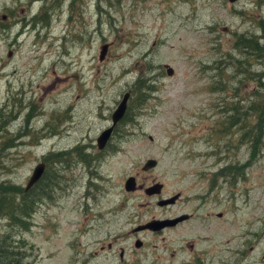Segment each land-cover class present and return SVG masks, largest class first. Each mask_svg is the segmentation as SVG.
I'll return each instance as SVG.
<instances>
[{
    "label": "rangeland",
    "instance_id": "obj_1",
    "mask_svg": "<svg viewBox=\"0 0 264 264\" xmlns=\"http://www.w3.org/2000/svg\"><path fill=\"white\" fill-rule=\"evenodd\" d=\"M40 163L52 185L29 218L0 215V264H264V0H0V194ZM219 169L234 192L219 182L212 217L132 233L182 208L130 177L191 199Z\"/></svg>",
    "mask_w": 264,
    "mask_h": 264
},
{
    "label": "flooded vegetation",
    "instance_id": "obj_2",
    "mask_svg": "<svg viewBox=\"0 0 264 264\" xmlns=\"http://www.w3.org/2000/svg\"><path fill=\"white\" fill-rule=\"evenodd\" d=\"M128 105H129V103H128ZM117 126L114 129V133H113L112 139L114 138L115 133L117 131ZM112 139H111V141H112ZM227 175L229 177H227ZM201 176L205 180V182L209 184L208 192H206L204 194L202 191L201 192L199 191L195 196H191L192 197L191 199L189 197L184 196L183 193H179V194H176V195L169 196L167 198H160V199H159V196H162V194H159V195H148L147 192H146L147 189L155 186L157 183L153 184L152 186H150L148 188H145L143 185H138L137 179L135 178L137 187H136V190L133 191V192H136L138 190H144L145 193L148 196H151V197L152 196H156V197H158V200H159L158 203L161 200H164V199L165 200H170V201H171V199H175L174 202L169 203L168 205L162 207L163 209L173 208V207L177 206L179 203H180L181 208H182V212L179 213V214H175V215H172V216L164 218V219L153 218L150 221H147V222H145V223H143V224H141L139 226L146 225L147 223H149L151 221H154V220H169V221H171V220H176L178 218H183V220L178 222L176 225L166 228V229H172V228H175L177 226H182V225L190 226V224L192 222H195L197 219H199L201 217H204V218H207V219L212 217L213 214H211L209 210L206 211V213L204 215H201V211H204V209H207L209 207L215 208V206L220 204V201H219V197L220 196H219L218 192L216 191V188H219V181H224L228 185V187L230 188L229 191L230 192L231 191L234 192V190H233L234 189V185H235L234 184V179L229 175V172H226L225 170H221V169H219L218 172L216 171V172L200 174V178H201ZM216 181H217V183H216ZM164 189H165V187L163 186L162 189H161V193L164 191ZM193 199L200 201L197 204V206H195V207L191 206V203L193 202ZM188 205H189V207L187 208ZM217 217L223 218V214H218ZM147 231H149V230H145V231H142V232H147ZM149 232H152V231H149ZM132 233H140V232H135L134 230H132ZM153 233H158V232H153ZM139 240L140 239H137L136 242L139 241ZM112 246H113L112 243H110L109 244V249H111ZM190 248L194 249V245H191ZM237 254L241 256V259L237 263H232V264H246L245 261L242 260V259H246V257H247L246 250L245 249H238L237 250ZM124 255H125V249L122 248V249H120V258L122 260L124 258Z\"/></svg>",
    "mask_w": 264,
    "mask_h": 264
},
{
    "label": "water",
    "instance_id": "obj_3",
    "mask_svg": "<svg viewBox=\"0 0 264 264\" xmlns=\"http://www.w3.org/2000/svg\"><path fill=\"white\" fill-rule=\"evenodd\" d=\"M227 1L231 4H234V3L239 2L240 0H227ZM108 49H109L108 45L102 47V52L100 55L101 60L105 59V56L108 53ZM167 68H168V74L172 75L173 74L172 68H170L169 66H167ZM130 97H131V94L129 92L124 95L121 103L117 107L116 111L113 113V116H112L113 124H112V126L110 128H108L107 130H105L104 132H102V134L98 137L97 144H98V148L100 150H103L106 148L108 142L110 141V139L112 137V134L114 132L115 127L124 118L126 111H127V108H128V102H129ZM157 165H158L157 160L149 159V160H147V162L143 166V170L149 171L151 169H154ZM45 171H46V164L45 163H40L35 167V169L32 173V176L30 177L28 184L26 186V189H25L26 192H28L31 188H33L42 179ZM136 187H137V184H136V180L134 177H130L125 183V189L127 191H135ZM162 187H163V185L156 184L155 186L147 189L146 192L148 195H159V194H161ZM174 201H175V199H171V201L164 199V200H161L158 203V205L161 207H164V206H166L169 203H172ZM182 220H183V218H178L176 220H171V221H169V220H154V221L147 223L146 225L137 227L134 231L139 232V231H144V230H150L153 232H159V231H162L163 229H166L167 227L176 225L178 222H180ZM142 245H143V242L141 240L137 241L135 244L136 248H141Z\"/></svg>",
    "mask_w": 264,
    "mask_h": 264
},
{
    "label": "trees",
    "instance_id": "obj_4",
    "mask_svg": "<svg viewBox=\"0 0 264 264\" xmlns=\"http://www.w3.org/2000/svg\"><path fill=\"white\" fill-rule=\"evenodd\" d=\"M249 39L243 38L242 42L243 45L247 44ZM259 48V46H256V49ZM55 157H59V155H56ZM226 171V170H225ZM227 171L230 173L232 172V169H227ZM46 176L44 175L42 180H40L33 188H31L28 192H23L22 196L20 197V194L17 193L19 196L18 198L14 196V198H8L7 195L1 193L0 194V215L11 217L12 220H15V223L23 217V215H27V218L31 215V213L34 211V206L36 204V200L39 196H42L46 194L48 187H50L51 181L49 183L44 184ZM54 181V180H53ZM51 184V185H49ZM11 188V187H10ZM12 190H15V187L11 188ZM11 192V191H10ZM14 194V192H11ZM13 196V195H12ZM9 201V202H6ZM19 213L20 215H17ZM9 239V238H8ZM5 240L7 241V238H4L3 243H5ZM3 247L0 246V253L2 252ZM13 258H10V262L15 261L17 258L18 261L23 262V254H19L16 256L15 252H13Z\"/></svg>",
    "mask_w": 264,
    "mask_h": 264
},
{
    "label": "bare ground",
    "instance_id": "obj_5",
    "mask_svg": "<svg viewBox=\"0 0 264 264\" xmlns=\"http://www.w3.org/2000/svg\"><path fill=\"white\" fill-rule=\"evenodd\" d=\"M248 131V130H247ZM214 180V179H213ZM221 180V179H220ZM220 182V181H219ZM216 183H217V181H216ZM217 186V185H216ZM19 196H17V198H18Z\"/></svg>",
    "mask_w": 264,
    "mask_h": 264
}]
</instances>
